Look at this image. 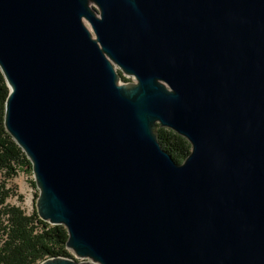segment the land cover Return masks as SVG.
Returning <instances> with one entry per match:
<instances>
[{
  "label": "water",
  "instance_id": "95a60500",
  "mask_svg": "<svg viewBox=\"0 0 264 264\" xmlns=\"http://www.w3.org/2000/svg\"><path fill=\"white\" fill-rule=\"evenodd\" d=\"M0 68L38 215L90 259L40 264H264V0H0Z\"/></svg>",
  "mask_w": 264,
  "mask_h": 264
},
{
  "label": "trees",
  "instance_id": "16d2710c",
  "mask_svg": "<svg viewBox=\"0 0 264 264\" xmlns=\"http://www.w3.org/2000/svg\"><path fill=\"white\" fill-rule=\"evenodd\" d=\"M9 92L0 68V264H40L52 257H73L67 247L69 235L64 225L43 220L36 207L27 213L20 204L10 202L14 196L23 200L11 181L23 167L28 166L32 173L33 169L30 159L5 125ZM157 135L176 161L183 162L189 155L191 144L174 130L158 125ZM32 183L36 186L35 180Z\"/></svg>",
  "mask_w": 264,
  "mask_h": 264
},
{
  "label": "rangeland",
  "instance_id": "374dc122",
  "mask_svg": "<svg viewBox=\"0 0 264 264\" xmlns=\"http://www.w3.org/2000/svg\"><path fill=\"white\" fill-rule=\"evenodd\" d=\"M88 27H90V23L85 21ZM118 71L122 73V77L120 81L122 83H133L136 81L134 76L124 74L119 67H117ZM123 77H126L127 80H124ZM34 180L33 173L31 169L26 166L23 167L19 172L18 176L15 177L11 183L14 185L15 190L23 196V200L19 201L16 196L10 198V202L20 204L27 213H31L33 209L36 207L37 194H39V189L32 183ZM70 253L73 256V259L76 261H88V258L77 257L72 251Z\"/></svg>",
  "mask_w": 264,
  "mask_h": 264
}]
</instances>
